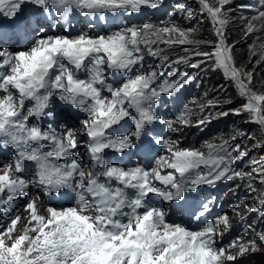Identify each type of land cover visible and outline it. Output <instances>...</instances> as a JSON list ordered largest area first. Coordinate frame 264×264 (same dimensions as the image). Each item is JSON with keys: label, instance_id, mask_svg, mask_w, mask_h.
<instances>
[{"label": "snow or ice", "instance_id": "6c2138e0", "mask_svg": "<svg viewBox=\"0 0 264 264\" xmlns=\"http://www.w3.org/2000/svg\"><path fill=\"white\" fill-rule=\"evenodd\" d=\"M197 2L201 16L212 26L214 41L197 39L196 28H181L172 12L160 21L162 27L142 22L95 36L82 32L35 38L29 20L18 24L11 36L0 33V40L14 37L23 42L15 53L0 48V149L12 150L10 158L5 155L0 163V215L8 211L6 205L37 189L24 205L26 216L18 211L0 220V264H236L250 252L264 251V230L255 223L245 225L225 244L221 241L232 227L227 213L190 230L166 222L165 211L151 203V195L165 202L184 201L187 192L202 185L241 181L250 196L255 194V202L237 204L235 218L242 222L247 214L257 213L264 220V167L251 171L235 167L249 155L247 147L223 138L219 143L206 142L201 149L181 148L175 139H157L167 155L158 156L150 169L120 167L106 159V150L117 154L147 150L151 141L145 143V138L156 123L177 133L229 112L248 115L259 136L237 135L255 139L253 147L264 149V93L253 87L255 68L264 64V44L258 49L249 46V63L259 57L252 69L238 66L235 45L227 43L225 32L229 24L225 6L231 0ZM24 3L38 9L37 14L67 19L77 10L101 20L107 13L130 16L163 6V0H0V13L14 18ZM176 9L186 11L179 2ZM256 20L264 21V7L245 21L244 37L258 30ZM161 44L192 47H184V56L170 60ZM202 44L211 51L200 50ZM146 55L159 62L147 71L137 70ZM194 57L203 59L193 62ZM180 62L192 68L207 63L212 71L222 72L244 103L215 116L203 114L205 108L216 106L213 101L195 104V110L184 105L174 120L162 119L157 112L161 97H172L194 79L175 70L162 79V67ZM117 74L115 83L110 82L109 77ZM53 97L85 114L79 130L51 124L43 128L32 122V118H55L49 110ZM126 118L133 127L121 131ZM79 148L85 149L89 163H82ZM26 162L33 165L31 179L23 175ZM256 181L261 188L254 186ZM41 194L65 197L69 206L44 204ZM209 211L210 205L202 202L193 219L199 221Z\"/></svg>", "mask_w": 264, "mask_h": 264}, {"label": "rangeland", "instance_id": "374dc122", "mask_svg": "<svg viewBox=\"0 0 264 264\" xmlns=\"http://www.w3.org/2000/svg\"><path fill=\"white\" fill-rule=\"evenodd\" d=\"M172 1H173L172 4H174V0ZM185 2H187V5L191 3L190 0H185ZM20 12H21L20 17L16 21L8 20L7 16L0 13V32H2V29L11 30L12 28H14L16 30L17 25L20 24L22 21L31 20L33 21L35 25H37L36 27L31 26V31H30L31 36L35 38L46 37V36H56V35L75 36L82 32H87L90 35L95 36L98 34H103L102 33L103 30H106L104 34L108 33V29L91 28L90 25H86L84 28L78 27L77 30L71 35L64 33L62 30H59V32L54 33L50 25L43 26L39 24V18L35 14V7L32 4H23ZM180 13H181L180 11H177L176 16L179 17L181 15ZM77 16H78L77 14L71 13L67 19L60 18L59 25L62 26V28L65 30L71 25L76 24ZM227 43L232 44L233 42H227ZM0 48L10 49L6 47H2V46H0ZM18 50H20V48L16 50V47H15V49L13 48L10 51L15 53ZM155 65L156 63L153 62L151 65H149V68L154 67ZM246 66L248 69H251L249 64H247ZM258 67H259V70H256L257 72L255 71V75H254V81H253L254 84L259 81H262V83H264V65L261 64ZM147 68H148V65L146 66V69ZM193 72H194L193 76L196 77L195 86H197V88H199L201 91V92H198V97L201 95V93L211 92V91H214V94L216 95L224 94V96H226L227 92L230 93L229 98L231 99V103L223 105L222 104V102L224 101L223 100L222 102L219 103L217 107V108H222L224 112H229V110L233 109V107L236 106V104L244 100L242 97H240L237 90L233 86L232 82L226 79L223 76L222 72L212 71L211 68L207 74H204L203 72L199 73L196 69ZM257 74H259V76ZM111 78H115V77H111ZM50 106L51 107L49 110L54 112L55 118L53 119V118H49L45 116V117H42V121L40 123L38 122H35V123L40 124V126L43 128H47L49 124H51L53 127H56V128H60L61 125H66L67 127H71L77 130L81 128V125H80L81 119L77 118L76 116L71 115L69 107L66 106L59 99L53 97L50 101ZM64 109L65 111H63ZM229 114H231V112H229ZM241 117H242L241 118L242 122L240 124L238 123L237 125H234L231 123L230 124L226 123L220 127V131L222 132V135H223L222 137L224 138L226 137V139L229 140L230 143L233 145L235 144L241 145L245 141L251 144L249 155L246 157V160H249V158L252 157V159L250 160V166L249 167L245 166L244 164L245 162H243L245 161V158H244V160H242L241 162V168L247 171H251L252 168L259 169L261 167H264V156H263L264 149L254 148L253 145L256 143V140L246 138V136L258 137L259 136L258 126L254 123L248 122V115L246 113L241 114ZM218 118H214L215 120L212 122L217 124V122L221 121V119H218ZM212 122L207 123V125L211 124ZM191 128L193 129V126L183 128L180 132H177V133H171L169 135V139L177 140L181 148H195V149L201 148V146L204 143H206L207 139L205 137H203V139H206V140L197 139L195 145H193V142H194L193 140H196V135H195V132H193ZM195 128H198V127H195ZM200 130H204V129L202 128ZM198 132L199 131H197L196 133L198 134ZM238 132H242L246 134V136L245 137L238 136L237 135ZM233 136H237V138L233 140L232 139ZM80 139H86V137L81 136ZM209 140L210 141L208 142L214 141V139H211V137ZM76 151L78 152L79 157L82 159V163L84 164L89 163L88 157L85 155L84 148H79ZM159 155L160 154H157V156ZM163 155H167L165 153V150L163 152ZM142 162L143 160L141 158H137L138 165H140ZM118 163L119 162L117 160H111V164L116 165ZM167 171H170V170H166V172ZM26 178H28V176H26ZM236 182L237 181H231L230 185L227 186V188L223 187L219 191H216V193L214 194V199H216V202H217L216 206L218 207V210L223 213H227L229 217L232 218L231 230L223 237V240L221 241L222 243H225V244L228 241L232 240L237 235L241 234L244 229V226L247 224L255 223V226L259 230H264V220L258 219L257 213L247 214L246 219L242 222L239 221L237 218H235V215L233 213V208L237 204H242V203L253 204L255 202L253 199V196H255V194H252L250 196L248 189H243V190L239 189L240 186L236 187V184H234ZM254 185H256L258 189L261 188V185L258 183V181L254 182ZM217 187H218V184L215 187L206 185V186H203V190L205 192H210V190L212 191L216 190ZM34 195H35L34 193L29 192L28 197L17 199L16 200L17 204L12 203L16 206H14V208L11 209V214L10 215L5 214L4 216H2V218L0 217V220L6 218L7 216L15 215L17 214L16 212L18 211L22 215V217L26 216L27 214L24 213L23 211L24 205ZM41 195L43 196V199H48L50 197V196H44L43 194ZM61 201H68V199L65 197H62ZM151 203L154 206L162 208L165 211L166 222L171 223V224H181L190 230H195L197 228L195 224L193 223L185 224L182 220V217H184L186 213H188L187 211L188 206H183L182 208L180 207L173 208L170 204L165 203L163 200L154 201L153 199H151ZM180 204L181 203H179V205ZM62 205L65 207L69 206V201L67 204H62ZM24 222L26 223V221ZM236 264H264V251H258L255 253L250 252L246 254L244 257H241L238 261H236Z\"/></svg>", "mask_w": 264, "mask_h": 264}, {"label": "trees", "instance_id": "16d2710c", "mask_svg": "<svg viewBox=\"0 0 264 264\" xmlns=\"http://www.w3.org/2000/svg\"><path fill=\"white\" fill-rule=\"evenodd\" d=\"M163 1V6L160 7L158 11H153L152 13H149L148 19L139 20L138 22H135V24H140L142 22H152L154 24H157L159 26H163L160 24V21L167 20L168 17L165 15L168 12L174 13L172 19L174 22L179 25L181 28H196L198 32L195 34L197 39L200 40H212L214 41L216 37L213 34L212 26L208 22L207 18L204 16H201L199 11V4L196 0H190L191 3L187 5V2L185 0H174V4L172 2H165ZM183 3L185 5L186 11L181 12L180 16H176V4L177 3ZM263 2V3H262ZM262 3V4H261ZM264 7V0H231V3L225 6V12L229 17V24L225 29L226 36H227V42H233L232 44L235 45L234 49V59L236 61V64L239 65H250V68L252 69V65L255 63V61L259 58L258 56L252 57V63H249V46L255 45V48H259L261 44H264V28L261 27V24L264 23V21H253V23L257 26V31L250 34L248 37H244V26L245 21L250 19L252 16H254L258 9ZM191 13V16L189 17L188 13ZM243 18V19H242ZM160 47L164 50L163 54L167 55L170 60H178L180 57L185 55V52L183 51L184 47H188L191 50L192 46L185 45V46H179L174 45L172 47H168L166 45L161 44ZM200 50L202 51H211L210 46L208 45H200ZM255 50V49H254ZM150 59L154 63H158L159 61L154 59L153 57L149 56ZM203 59L202 57H194L193 62L195 60ZM264 65V64H263ZM259 65L256 66L255 71L259 70ZM197 70L199 73L207 74L210 70V67L207 63L202 64L199 68H192L189 66L188 63H177L175 65H172L171 68H168L167 66H164L160 69V71H163L165 73H169L172 70H175L177 74L180 73H187L188 75L192 76L194 79L190 83V85H187L186 89L190 91V99H189V105L190 107H193L195 110V104L205 103L206 101H213L215 103V107H208L205 108L203 114L212 115L215 116L216 114L220 112H224L222 108H217L219 103L222 102L223 105L231 103V99L229 98L230 93L227 92L226 96L224 94H214V91L211 92H205L201 93V95L198 97V92H201L199 88H197L195 80L196 77L194 75V70ZM257 72V71H256ZM259 76V74H257ZM197 76V75H196ZM253 87L258 92L264 93V83L262 81L253 83ZM218 89V88H217ZM195 102V103H194ZM243 101H240L236 106L233 107V109H238L242 104ZM241 115L237 116L234 114H229L227 116H222L221 121L216 123H213L215 119L211 120V124H204L201 125L198 128H195L196 126H193L192 131L195 132L196 140H193V145H195L197 139L206 140V142L210 141L211 139H214L213 142L219 143L220 139H226V137H222V132L220 131V127L223 124H234L237 125L242 122ZM195 119V117H193ZM207 128H205V127ZM204 130H200V129ZM197 131L198 134L196 133ZM192 136V135H191ZM205 137L206 139H203ZM191 138V137H190ZM227 140V139H226ZM205 144V143H204ZM242 147H247L250 149L251 144L247 141H245L243 144H241ZM264 156V154H263ZM252 157L249 158V160H246L245 158V166H250V160ZM241 168V165H240ZM257 187L256 185H254ZM258 188V187H257ZM247 189V188H246Z\"/></svg>", "mask_w": 264, "mask_h": 264}, {"label": "bare ground", "instance_id": "6f19581e", "mask_svg": "<svg viewBox=\"0 0 264 264\" xmlns=\"http://www.w3.org/2000/svg\"><path fill=\"white\" fill-rule=\"evenodd\" d=\"M24 4H30V3H24ZM20 14H21V12L20 11H18L17 12V14H16V16L14 17V18H9L8 17V20H11V21H16V20H18V18L20 17ZM35 20V19H34ZM30 22H31V26H37V25H35L34 23H33V21H31V20H29ZM0 33H5V34H9V36H11V30L10 29H2V32H0ZM11 33V34H10ZM22 41H20V40H17V39H15L14 37L13 38H6V39H3V40H0V46H2V47H6V48H10L9 50H11V49H15V47H16V50L17 49H19V48H21V45H22ZM63 111H65V109L63 110ZM4 156L5 155H0V163H2L3 162V160H4ZM36 191H37V189H35V188H32L31 190H30V192L31 193H34V194H36ZM58 196V195H57ZM22 198H26V197H22ZM21 198V199H22ZM19 199V198H18ZM16 200L17 199H15L12 203H14V204H17V202H16ZM43 203L44 204H47L45 201H44V199H43ZM38 205L40 206V208H41V213H43V205H40V203L38 202ZM13 213V212H12ZM17 213V212H16ZM10 215V214H9ZM22 216V215H21Z\"/></svg>", "mask_w": 264, "mask_h": 264}]
</instances>
